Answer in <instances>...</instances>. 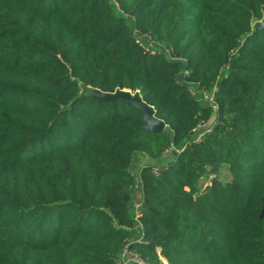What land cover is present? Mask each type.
Wrapping results in <instances>:
<instances>
[{"label":"trees","instance_id":"16d2710c","mask_svg":"<svg viewBox=\"0 0 264 264\" xmlns=\"http://www.w3.org/2000/svg\"><path fill=\"white\" fill-rule=\"evenodd\" d=\"M262 213L264 0H0V264H264Z\"/></svg>","mask_w":264,"mask_h":264},{"label":"built area","instance_id":"2783aa9c","mask_svg":"<svg viewBox=\"0 0 264 264\" xmlns=\"http://www.w3.org/2000/svg\"><path fill=\"white\" fill-rule=\"evenodd\" d=\"M190 75V72L188 70L185 71L184 76ZM190 92L195 94V90L193 88H190ZM201 95L210 103V106L212 109L218 111L219 109V104L217 100V96L219 93V86L215 85L212 89H201L200 90ZM218 120H213L211 123H200L198 126L193 130L195 133V140L199 141L203 139L206 133L212 131L214 124ZM159 168L155 167L153 168V171L155 173H158ZM135 214H136V221L138 223V226L142 229L143 225L142 222L139 219L140 215V209H139V204H136L135 206ZM142 236L136 238V239H129L126 241L124 244L122 251L120 252L118 263L117 264H129V263H134V264H149L148 261L141 255V253L137 250H135L133 247H131L130 243L132 241H138L141 242Z\"/></svg>","mask_w":264,"mask_h":264},{"label":"water","instance_id":"95a60500","mask_svg":"<svg viewBox=\"0 0 264 264\" xmlns=\"http://www.w3.org/2000/svg\"><path fill=\"white\" fill-rule=\"evenodd\" d=\"M176 79L180 84L183 83L180 77H177ZM93 95L102 100L112 101L121 99L123 102L139 109L145 121V124L142 125V127L152 133L163 132L165 131V128L168 127L166 122L156 115L155 107L145 101L139 91L134 92L131 89L118 88L115 92H104L98 89L94 91ZM263 214L264 213L261 214V217H263Z\"/></svg>","mask_w":264,"mask_h":264},{"label":"rangeland","instance_id":"374dc122","mask_svg":"<svg viewBox=\"0 0 264 264\" xmlns=\"http://www.w3.org/2000/svg\"><path fill=\"white\" fill-rule=\"evenodd\" d=\"M168 130H169V128L166 127V128H165V131H168ZM225 174H226V173H224V175H225ZM226 177H228V175H227ZM226 177H224V178H226ZM209 183H210V182H207V183L205 184V186L208 185ZM160 250H161V249L159 248V249H158V252H160ZM161 259H162V261H163V264H166L165 260H166L167 258H165V257L162 256ZM167 260H168V259H167ZM167 262H168V264H170L169 260H168Z\"/></svg>","mask_w":264,"mask_h":264},{"label":"crops","instance_id":"0c3cea01","mask_svg":"<svg viewBox=\"0 0 264 264\" xmlns=\"http://www.w3.org/2000/svg\"><path fill=\"white\" fill-rule=\"evenodd\" d=\"M165 262L168 263L167 260H165ZM129 264H134V263H129Z\"/></svg>","mask_w":264,"mask_h":264}]
</instances>
